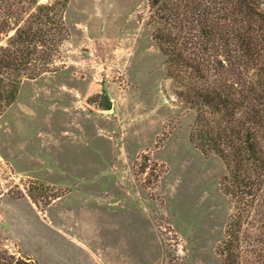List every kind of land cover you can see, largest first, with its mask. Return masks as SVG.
<instances>
[{
    "label": "rangeland",
    "instance_id": "obj_1",
    "mask_svg": "<svg viewBox=\"0 0 264 264\" xmlns=\"http://www.w3.org/2000/svg\"><path fill=\"white\" fill-rule=\"evenodd\" d=\"M148 18L147 0H69L54 71L24 80L0 114V264H62L64 212L103 227L113 197L136 252L113 264H220L225 166L189 141L194 112L174 95Z\"/></svg>",
    "mask_w": 264,
    "mask_h": 264
},
{
    "label": "trees",
    "instance_id": "obj_2",
    "mask_svg": "<svg viewBox=\"0 0 264 264\" xmlns=\"http://www.w3.org/2000/svg\"><path fill=\"white\" fill-rule=\"evenodd\" d=\"M68 2L0 0V114L24 80L54 71ZM147 9L174 95L194 112L189 141L225 166L233 211L220 264H264V0H147Z\"/></svg>",
    "mask_w": 264,
    "mask_h": 264
},
{
    "label": "crops",
    "instance_id": "obj_3",
    "mask_svg": "<svg viewBox=\"0 0 264 264\" xmlns=\"http://www.w3.org/2000/svg\"><path fill=\"white\" fill-rule=\"evenodd\" d=\"M104 197L105 196H102V199ZM116 198L119 199L118 197H115V200L114 197L109 199L108 213H110V215L105 213L100 217L103 218L102 223L105 224L103 227L101 225H95L97 224L95 221L94 223H88L87 221L85 222L75 217L70 219L68 216L64 215L67 214V212H64V214L62 213L63 222H60V224L56 226V233L67 241L66 249H71V252L63 254L64 257L61 258L62 264L66 261L65 258H67L71 264H103V259L99 258L100 253L103 252L102 247L106 248L109 252V257L107 255H104V257L105 259L108 257L110 264H113L115 261L122 263L126 262L128 254H136V252L130 251L128 247V243L131 240L127 239L126 231L128 229L127 225L131 222H129L126 217L127 209L125 205H123L122 208L120 206L118 207V205L123 204L124 200L119 199L120 201H118ZM116 207L118 209H115ZM76 213L77 212H75V214ZM111 214H115V216ZM92 215H94L93 212ZM104 235H106L107 238H105ZM87 238L105 240H100L97 247L94 244L89 246L88 243L81 241ZM133 242L136 243L137 247H140L139 242L134 240L132 243ZM97 251H100V253ZM74 252H77V257L74 255Z\"/></svg>",
    "mask_w": 264,
    "mask_h": 264
},
{
    "label": "water",
    "instance_id": "obj_4",
    "mask_svg": "<svg viewBox=\"0 0 264 264\" xmlns=\"http://www.w3.org/2000/svg\"><path fill=\"white\" fill-rule=\"evenodd\" d=\"M100 106L103 111H110L113 108V100L108 88H105L104 90V93L101 97Z\"/></svg>",
    "mask_w": 264,
    "mask_h": 264
}]
</instances>
